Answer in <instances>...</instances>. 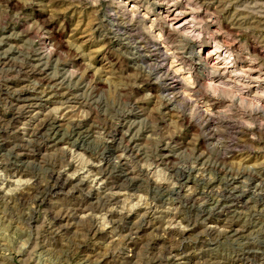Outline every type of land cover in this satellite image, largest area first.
<instances>
[{
	"label": "rangeland",
	"instance_id": "374dc122",
	"mask_svg": "<svg viewBox=\"0 0 264 264\" xmlns=\"http://www.w3.org/2000/svg\"><path fill=\"white\" fill-rule=\"evenodd\" d=\"M0 264H264V0H0Z\"/></svg>",
	"mask_w": 264,
	"mask_h": 264
},
{
	"label": "bare ground",
	"instance_id": "6f19581e",
	"mask_svg": "<svg viewBox=\"0 0 264 264\" xmlns=\"http://www.w3.org/2000/svg\"><path fill=\"white\" fill-rule=\"evenodd\" d=\"M216 45V44H215ZM211 54L208 52L206 56H210ZM202 56V55H201ZM206 58V57H205ZM227 66V65H226ZM212 81V80H211ZM213 82V81H212ZM212 85V84H211ZM215 85V84H214ZM213 85V86H214ZM22 94V93H21ZM23 99V98H22ZM20 101V100H19ZM20 106V105H19ZM20 150V149H19ZM77 196V195H76ZM90 212V211H89Z\"/></svg>",
	"mask_w": 264,
	"mask_h": 264
}]
</instances>
